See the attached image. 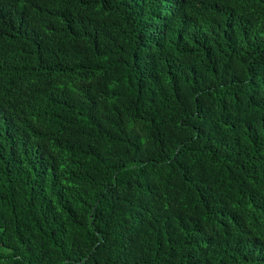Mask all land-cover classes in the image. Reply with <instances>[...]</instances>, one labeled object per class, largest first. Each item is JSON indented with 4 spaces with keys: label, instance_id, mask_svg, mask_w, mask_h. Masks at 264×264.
Wrapping results in <instances>:
<instances>
[{
    "label": "trees",
    "instance_id": "obj_1",
    "mask_svg": "<svg viewBox=\"0 0 264 264\" xmlns=\"http://www.w3.org/2000/svg\"><path fill=\"white\" fill-rule=\"evenodd\" d=\"M0 264H264V0H0Z\"/></svg>",
    "mask_w": 264,
    "mask_h": 264
}]
</instances>
